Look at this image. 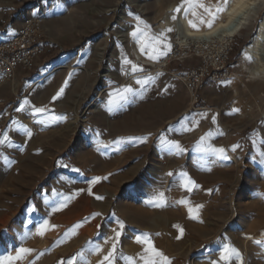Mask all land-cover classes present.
<instances>
[{"label": "rangeland", "instance_id": "1", "mask_svg": "<svg viewBox=\"0 0 264 264\" xmlns=\"http://www.w3.org/2000/svg\"><path fill=\"white\" fill-rule=\"evenodd\" d=\"M140 1L0 0V39L15 32L16 21L29 11H47V19L60 26L56 37L42 28L45 52L35 69L20 70L15 94L0 97V135L8 132L12 141V147L0 146V261L27 248L31 255L12 264H60L72 257L74 264H99L119 230L114 264H143L141 257L150 253L137 236H147L170 264H223L224 245L239 253L229 264H264V98L255 97L253 108L249 97L224 91L264 18V4L251 29L228 47L223 69L211 59L213 51L205 46L199 53L194 43L182 46L183 57L167 59L166 68H153L135 62L121 41L126 28L120 12L139 18L153 49L157 42L149 38L165 32L158 30L164 9L180 0H160V6L145 0L146 12L134 4ZM203 2L214 9L218 0ZM172 35L165 32L170 47ZM189 70L206 75L195 104L179 81ZM44 76L45 84L31 86ZM148 77L153 80L146 86L136 84ZM24 100L48 112H18ZM94 101L99 107L90 111ZM111 101L116 107L109 111ZM161 136L184 151L166 148ZM213 148L224 149L227 159L212 154ZM186 181L191 191L181 187ZM189 207L195 209L191 216ZM45 220L53 227L37 235Z\"/></svg>", "mask_w": 264, "mask_h": 264}, {"label": "bare ground", "instance_id": "2", "mask_svg": "<svg viewBox=\"0 0 264 264\" xmlns=\"http://www.w3.org/2000/svg\"><path fill=\"white\" fill-rule=\"evenodd\" d=\"M220 2L222 3V0H220ZM156 3L159 4L160 0H157ZM181 3L182 0H180L179 3L171 1L166 6L162 17L159 20L158 30L162 31L169 28L172 29L173 35L170 48L173 46L182 47L189 45V43H194L197 45L198 52L201 53L203 52V47L206 46L208 51H213L211 53V59L220 64L224 62V57L227 55L226 52L228 47H230L231 43L235 39V36L242 30L251 29V22L257 18L260 8L264 4V0H229L225 10L219 14L210 29L206 25L200 24L199 19L202 14H198L196 17H193L186 9H182L180 13H176L174 10ZM134 4L137 6L139 11L146 12L147 4L145 0L135 2ZM195 11L198 13L199 9H196ZM47 14L48 12L45 11V13L41 15L44 16L41 28L46 29L50 36L56 37L58 36L57 31L60 29L58 24L59 22L57 19L48 20ZM31 15L33 14L30 11L21 15L18 21H16L17 25L20 27L23 18ZM173 15L177 16L175 21L171 19V16ZM189 20H192L197 27H189ZM119 22L120 26H124L126 28L120 33L119 37L121 38V41L128 46L130 56L135 62H139L143 65H149L153 68H166L167 51H164L166 54L161 55L162 60L160 61L158 58L154 60L148 58L149 54L152 53L151 45L145 42V35L148 33V30L140 24L137 18H132L128 16L124 10H121ZM62 28H64V25ZM137 29H139V34L134 38L131 33ZM138 40L140 43L137 42ZM141 47H144V52H141ZM103 54L104 52L102 48L97 51L96 56L99 63L103 60ZM245 57H250L251 59L247 60ZM56 75L57 74H53L51 78ZM106 76L112 77L110 70H107ZM47 78L48 77L45 76L41 77L31 86H41L45 84ZM228 78L230 80L227 84H225L224 90L226 95L231 96L233 94L237 97H249L252 100L251 106L253 108L258 106H255V97H257V99L264 98V18L255 28L253 36L250 38V42L246 45L235 72L230 74ZM17 83V81L13 80V82L0 85V97L6 93L15 94ZM190 100L193 104V97L192 99L190 98ZM98 107L99 105L96 101H94L89 106V109L90 111H95ZM115 107L116 102L111 101L109 104V111L114 110ZM110 114L111 113H109L108 116H110ZM262 116L264 119V110L262 111Z\"/></svg>", "mask_w": 264, "mask_h": 264}, {"label": "snow or ice", "instance_id": "3", "mask_svg": "<svg viewBox=\"0 0 264 264\" xmlns=\"http://www.w3.org/2000/svg\"><path fill=\"white\" fill-rule=\"evenodd\" d=\"M229 0H222V3L220 2V0H218L217 2V6L213 9L209 6H207L203 0H182V3L180 5H178L176 7V9L174 10L176 13H180L182 11V9H186L187 12H190L191 15L193 17H196L198 15L197 11H195L196 9L201 10L202 15H200V19L199 22L200 24H204L206 25L209 29L213 26L214 22L216 21V19L218 18L219 14L222 13L225 10V7L228 5ZM139 19V18H137ZM171 19L173 21H175L177 19L176 15H173L171 17ZM189 27L191 28H196L197 25L195 23H193L192 20L188 21ZM147 27V26H145ZM165 32H172V29H166ZM165 32H161L160 34H158L155 37H151L149 38L150 41H156L158 42L152 49V53L149 54V59H156L158 58L159 55L161 54H166V52H164V49L170 50V46L165 42ZM139 34V29H137L136 31H133L131 33V35L135 38L137 37ZM138 43H140V41H137ZM145 49L144 47H141V52H144ZM247 60H250V57H245ZM124 64L127 65L129 64V61L127 59L124 60ZM132 71L136 72L138 71V68L136 65H132ZM153 78L152 77H148L146 80H136V84L140 85L141 87H144L147 85V83H149L150 81H152ZM64 89L61 88L55 96L52 97L53 101H56L61 94L63 93ZM133 89L132 88H124L123 92L124 93H132ZM26 107H30L31 110V115L33 117L37 116V115H44L45 113L48 112V109L46 107H31L29 105V101L28 100H24L19 107L16 109L18 112L24 111ZM234 111H236L234 109ZM61 117H57V116H53L52 119L54 120H58ZM14 125H17L18 122L17 121H13L12 122ZM23 125H19V128H23ZM192 130L191 128H186L185 131H190ZM28 137H31V133L27 132L26 133ZM147 139V138H145ZM205 139V137H201V142ZM161 143L163 146H165L168 149H175L177 153H182L184 150L181 148V146L176 143L175 141L172 140H166L163 136H161ZM7 146V147H12V141L9 139V134L8 132H4L2 135H0V146ZM238 146H234L233 147V151L236 150ZM212 154L215 155H219V157L221 159H227V156L223 155L224 153V149L222 148H213L210 150ZM6 159V158H5ZM64 167H68L67 165H63ZM72 171H77L76 169H72ZM167 175L171 176L172 173H168ZM181 176L183 177L184 174L181 173ZM97 181L94 179L92 180L90 183L91 184H95ZM191 184V181H186L184 183L181 184V187H183L185 190L187 191H191L192 189L190 187H188V185ZM55 195V193H54ZM163 193L159 194L158 199L162 200L163 199ZM97 199H100V197H97ZM181 203H184L183 201H181ZM63 205H59V207H62ZM198 207V206H197ZM36 209H31V211H35ZM53 211L58 210L57 206H54ZM195 209H193L192 207H189L188 211L189 214L191 216V214L193 213ZM118 223V227L120 229H123L124 225L120 222ZM50 226L48 224V221L45 220L42 222V224L37 228V235H43L44 232L46 230H48ZM77 227H79V225H77ZM97 227L99 228L100 226L97 225ZM115 231V235L109 239H111L113 241L112 243V247L111 249L107 252L106 255L103 256V258L99 261V264H114V262L116 261V245L117 242L119 241L122 232L119 230H114ZM136 242L137 243H143L145 245H147L145 252L146 254L150 253V255H146V256H142L141 260L143 262V264H170V261L167 259V257H164L160 252L156 251L155 248H153L150 245V242L148 241L147 236L141 237V236H137L136 238ZM108 240H105V243H107ZM256 243L259 245L262 242L261 241H256ZM96 252L100 251V248L97 247L95 249ZM25 255H31V250L27 249V248H19L16 252L15 257H7L5 258L3 261H0V264H12V261L15 260H20L22 259ZM79 255V254H78ZM239 253L237 252V250L235 248H231L228 245H224L223 248L221 249L220 253H219V260L221 262H223V264H229L230 261L233 260L234 257H238ZM127 261H131L130 257H121ZM76 260V257H72L71 259L67 260L66 262L61 261L60 264H74V261ZM212 264H217L216 261H213ZM242 264V262H241Z\"/></svg>", "mask_w": 264, "mask_h": 264}, {"label": "built area", "instance_id": "4", "mask_svg": "<svg viewBox=\"0 0 264 264\" xmlns=\"http://www.w3.org/2000/svg\"><path fill=\"white\" fill-rule=\"evenodd\" d=\"M43 21L44 17L40 14L24 17L21 26L15 32L0 39V85L12 82L20 70L31 73L35 69L39 58L45 52V40L41 28ZM174 47V51L167 54V59L185 55L182 47ZM168 61L166 65L169 64ZM224 63L225 58L224 62L220 63L221 69L224 68ZM223 75L226 76V73L223 72ZM205 76L204 72L193 70L179 75L190 98L193 97L194 104L197 103L196 93L203 84Z\"/></svg>", "mask_w": 264, "mask_h": 264}, {"label": "crops", "instance_id": "5", "mask_svg": "<svg viewBox=\"0 0 264 264\" xmlns=\"http://www.w3.org/2000/svg\"><path fill=\"white\" fill-rule=\"evenodd\" d=\"M242 35V32H240L236 37H239V36H241ZM19 73V72H18ZM17 81H18V86L17 87H19V85H20V80L18 79V77H16L15 78ZM14 79V80H15Z\"/></svg>", "mask_w": 264, "mask_h": 264}]
</instances>
